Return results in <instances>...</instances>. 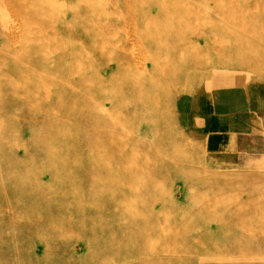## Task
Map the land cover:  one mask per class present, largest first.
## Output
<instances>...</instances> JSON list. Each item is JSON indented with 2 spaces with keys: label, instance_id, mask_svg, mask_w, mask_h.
I'll use <instances>...</instances> for the list:
<instances>
[{
  "label": "rangeland",
  "instance_id": "374dc122",
  "mask_svg": "<svg viewBox=\"0 0 264 264\" xmlns=\"http://www.w3.org/2000/svg\"><path fill=\"white\" fill-rule=\"evenodd\" d=\"M240 72L264 80V0H0V264H264V166L185 121Z\"/></svg>",
  "mask_w": 264,
  "mask_h": 264
},
{
  "label": "crops",
  "instance_id": "0c3cea01",
  "mask_svg": "<svg viewBox=\"0 0 264 264\" xmlns=\"http://www.w3.org/2000/svg\"><path fill=\"white\" fill-rule=\"evenodd\" d=\"M245 73L212 77L186 102L192 145L220 166H264V80Z\"/></svg>",
  "mask_w": 264,
  "mask_h": 264
},
{
  "label": "bare ground",
  "instance_id": "6f19581e",
  "mask_svg": "<svg viewBox=\"0 0 264 264\" xmlns=\"http://www.w3.org/2000/svg\"><path fill=\"white\" fill-rule=\"evenodd\" d=\"M103 29H104V31L105 32H102V33H99V34H97L96 35V37H97V39H95L96 41V44H100V42H105V41H110V37L108 36L110 33H113L114 32V28H113V26L111 25V24H103ZM100 48V47H99ZM218 48V47H217ZM101 50V49H100ZM135 76H136V74H134V78H135ZM133 78V79H134ZM148 79H150V78H148ZM103 82L105 81L104 79H101ZM146 85V84H145ZM138 89V88H137ZM136 93H138V94H140V91L138 90ZM135 93V94H136ZM128 138H130L129 137V135L127 136ZM256 204H258L259 205V202H257V203H255L254 202V204H253V206L255 207V205ZM257 206V205H256ZM260 209V208H259ZM256 213H257V211H256ZM264 217V216H263ZM261 218V217H260ZM256 221V220H255ZM245 224H247V222L246 223H244V222H242V221H238V223L236 224V225H239L240 227L242 226L243 228H244V226H245ZM257 237V236H256ZM247 239H249V240H247V243L249 244L250 242L252 243V244H256V241L257 240H255L254 238H252V237H249V238H247ZM242 252L243 250H241V248L240 247H237L236 248V252ZM215 252V251H214Z\"/></svg>",
  "mask_w": 264,
  "mask_h": 264
}]
</instances>
